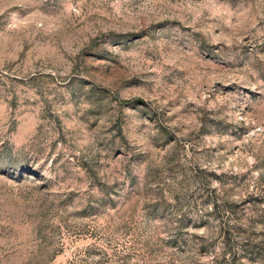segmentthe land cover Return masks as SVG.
<instances>
[{
    "label": "rangeland",
    "instance_id": "374dc122",
    "mask_svg": "<svg viewBox=\"0 0 264 264\" xmlns=\"http://www.w3.org/2000/svg\"><path fill=\"white\" fill-rule=\"evenodd\" d=\"M0 264H264V0H0Z\"/></svg>",
    "mask_w": 264,
    "mask_h": 264
}]
</instances>
